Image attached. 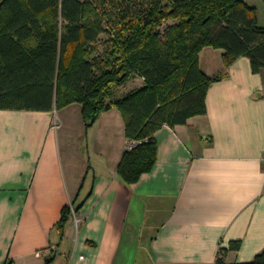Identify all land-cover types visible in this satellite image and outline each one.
Here are the masks:
<instances>
[{"label": "crops", "instance_id": "1", "mask_svg": "<svg viewBox=\"0 0 264 264\" xmlns=\"http://www.w3.org/2000/svg\"><path fill=\"white\" fill-rule=\"evenodd\" d=\"M199 65L217 74L223 49L203 47ZM143 85L135 76L112 99ZM205 101V114L155 132L156 161L132 183L117 173L127 138L116 107L88 128L76 102L0 109V264L252 260L264 248V69L238 57Z\"/></svg>", "mask_w": 264, "mask_h": 264}, {"label": "trees", "instance_id": "2", "mask_svg": "<svg viewBox=\"0 0 264 264\" xmlns=\"http://www.w3.org/2000/svg\"><path fill=\"white\" fill-rule=\"evenodd\" d=\"M205 46L223 49V69L212 76L199 65ZM240 56L253 72L264 69V26L243 0H0V109L76 102L88 128L116 107L125 137L137 141L117 166L125 183L154 165L159 128L206 113L209 85ZM135 76L144 85L112 99L113 87ZM71 215L62 209L60 229ZM214 264H264V248L247 262L219 253Z\"/></svg>", "mask_w": 264, "mask_h": 264}, {"label": "rangeland", "instance_id": "3", "mask_svg": "<svg viewBox=\"0 0 264 264\" xmlns=\"http://www.w3.org/2000/svg\"><path fill=\"white\" fill-rule=\"evenodd\" d=\"M247 4L251 5L255 9V17H256V24L258 26H264V0H243ZM104 20H103V27H112L111 22L107 21V16L103 14ZM109 34V32H106ZM101 37H106V34L104 32L101 34ZM104 41V39H103ZM104 44L99 45V51L101 52V49L103 50Z\"/></svg>", "mask_w": 264, "mask_h": 264}, {"label": "built area", "instance_id": "4", "mask_svg": "<svg viewBox=\"0 0 264 264\" xmlns=\"http://www.w3.org/2000/svg\"><path fill=\"white\" fill-rule=\"evenodd\" d=\"M137 144V141L135 140V139H126V149H131V148H133L135 145ZM54 251V249H52L51 251H50V253H52ZM78 258L80 259V260H82L83 259V255H79L78 256Z\"/></svg>", "mask_w": 264, "mask_h": 264}]
</instances>
